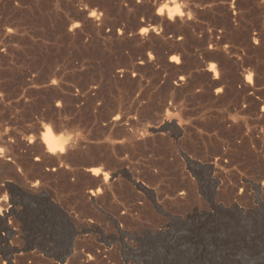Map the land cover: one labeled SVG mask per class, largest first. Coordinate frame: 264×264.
<instances>
[{
  "label": "rangeland",
  "instance_id": "1",
  "mask_svg": "<svg viewBox=\"0 0 264 264\" xmlns=\"http://www.w3.org/2000/svg\"><path fill=\"white\" fill-rule=\"evenodd\" d=\"M161 2L0 0V264H264V0Z\"/></svg>",
  "mask_w": 264,
  "mask_h": 264
},
{
  "label": "clouds",
  "instance_id": "2",
  "mask_svg": "<svg viewBox=\"0 0 264 264\" xmlns=\"http://www.w3.org/2000/svg\"><path fill=\"white\" fill-rule=\"evenodd\" d=\"M188 8L186 0H162V2L157 7V12L161 15L166 14L169 19H175L177 16L183 18L185 16L190 17V10L186 11ZM95 15V13H93ZM147 32V29H142ZM248 79L251 80L252 76L249 75ZM43 131L41 133V139L46 144V149L50 153H63L67 150V147L74 144L78 137L82 134L80 130L78 131H66L58 136L53 135L51 125L49 123L43 124ZM35 137H28L31 141ZM0 151L6 152L7 148L4 145H0ZM93 172L99 173L101 171L100 167H95L92 169ZM108 172H104V179H108ZM7 193H5L0 199L7 200Z\"/></svg>",
  "mask_w": 264,
  "mask_h": 264
},
{
  "label": "bare ground",
  "instance_id": "3",
  "mask_svg": "<svg viewBox=\"0 0 264 264\" xmlns=\"http://www.w3.org/2000/svg\"><path fill=\"white\" fill-rule=\"evenodd\" d=\"M93 13V12H92ZM144 28H146V27H144ZM54 135V134H53ZM44 143V142H43ZM44 145H45V147H46V144L44 143ZM46 151H47V149H46ZM48 152V151H47ZM48 153H50V152H48ZM57 153H60V152H57ZM50 154H53V153H50ZM61 154V153H60ZM60 157V156H59ZM185 157V156H184ZM189 159V158H188ZM188 161V160H187ZM191 163V162H190ZM90 172H91V174L92 175H94V176H97L98 175V173H96V172H93L92 171V168H91V170H90ZM123 173H126L125 171H122ZM103 181L105 182L106 180L103 178ZM135 184H136V182H134ZM137 185V184H136ZM140 189H142L143 191H145V192H149L148 190H146L145 188H143V187H141V186H139V185H137ZM99 192V189H97V190H95V194L96 193H98ZM94 194V195H95ZM15 210H13V209H11V210H5L4 211V214H1V216H0V220H3L4 222H5V220H6V218L7 217H9L8 215L9 214H11V213H13ZM2 221V222H3ZM11 231V230H10ZM8 248L9 249H7L6 251H5V253H4V255H3V260H2V263L1 264H13V260H12V258H13V251H15L16 249L14 248V247H12L11 245H8ZM15 263V262H14Z\"/></svg>",
  "mask_w": 264,
  "mask_h": 264
},
{
  "label": "water",
  "instance_id": "4",
  "mask_svg": "<svg viewBox=\"0 0 264 264\" xmlns=\"http://www.w3.org/2000/svg\"><path fill=\"white\" fill-rule=\"evenodd\" d=\"M156 132L157 131H159V130H155ZM137 185H139V186H141V187H143V188H145L146 190H148L145 186H143L142 184H139V183H136ZM149 191V190H148Z\"/></svg>",
  "mask_w": 264,
  "mask_h": 264
}]
</instances>
